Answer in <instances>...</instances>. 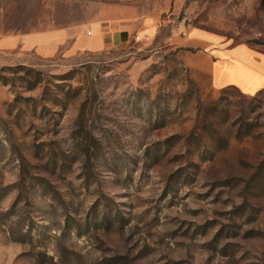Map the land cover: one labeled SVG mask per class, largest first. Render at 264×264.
<instances>
[{
	"label": "rangeland",
	"instance_id": "obj_1",
	"mask_svg": "<svg viewBox=\"0 0 264 264\" xmlns=\"http://www.w3.org/2000/svg\"><path fill=\"white\" fill-rule=\"evenodd\" d=\"M235 44L264 0H0V264H264V88L208 70Z\"/></svg>",
	"mask_w": 264,
	"mask_h": 264
},
{
	"label": "crops",
	"instance_id": "obj_2",
	"mask_svg": "<svg viewBox=\"0 0 264 264\" xmlns=\"http://www.w3.org/2000/svg\"><path fill=\"white\" fill-rule=\"evenodd\" d=\"M95 35L90 37L84 44L86 48L99 49L105 44V38L101 34V28L95 26ZM109 37V30L105 31ZM74 33L69 30L53 31L38 36L37 40L42 43L43 55L55 53L59 45ZM35 38V37H33ZM112 42L121 40L118 35L111 33ZM215 59L209 66L211 83L214 88L222 89L228 86L236 87L246 95H252L264 88V53H260L245 44H235L232 46H221L214 49Z\"/></svg>",
	"mask_w": 264,
	"mask_h": 264
},
{
	"label": "built area",
	"instance_id": "obj_3",
	"mask_svg": "<svg viewBox=\"0 0 264 264\" xmlns=\"http://www.w3.org/2000/svg\"><path fill=\"white\" fill-rule=\"evenodd\" d=\"M134 38H135L136 40H139V39H140V36H139V35H135Z\"/></svg>",
	"mask_w": 264,
	"mask_h": 264
},
{
	"label": "trees",
	"instance_id": "obj_4",
	"mask_svg": "<svg viewBox=\"0 0 264 264\" xmlns=\"http://www.w3.org/2000/svg\"><path fill=\"white\" fill-rule=\"evenodd\" d=\"M123 34V38L125 37V33H122ZM263 89L259 90L258 92L262 91Z\"/></svg>",
	"mask_w": 264,
	"mask_h": 264
}]
</instances>
